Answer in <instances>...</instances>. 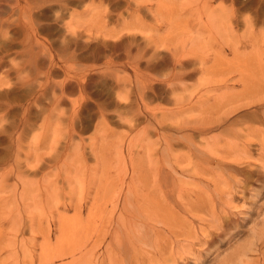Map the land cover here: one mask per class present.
<instances>
[{
	"label": "rangeland",
	"instance_id": "1",
	"mask_svg": "<svg viewBox=\"0 0 264 264\" xmlns=\"http://www.w3.org/2000/svg\"><path fill=\"white\" fill-rule=\"evenodd\" d=\"M204 1L0 0V264H264V0Z\"/></svg>",
	"mask_w": 264,
	"mask_h": 264
},
{
	"label": "bare ground",
	"instance_id": "2",
	"mask_svg": "<svg viewBox=\"0 0 264 264\" xmlns=\"http://www.w3.org/2000/svg\"><path fill=\"white\" fill-rule=\"evenodd\" d=\"M160 1V0H159ZM205 2V5H210V1H204ZM210 2V3H209ZM136 3V11H134V13L132 14V16H139L140 15V12H141V10H143V8H145V7H143L142 5H138V3L137 2H135ZM164 3V2H163ZM212 4V3H211ZM204 5V4H203ZM117 7H120V3H118V6ZM159 7V6H158ZM166 8L168 9V7L166 6ZM162 10V9H161ZM159 11V10H158ZM206 12V11H205ZM209 12V11H208ZM208 12H206L207 14H209V17H210V19L212 20H214L215 19V15L213 14V12H214V10H213V12H211V13H208ZM223 12H224V10H223ZM161 13V12H160ZM159 14V13H158ZM174 14V13H173ZM224 14V13H223ZM226 14V13H225ZM173 17V16H172ZM209 17H207V18H209ZM170 20V19H169ZM209 20V19H208ZM212 20V21H213ZM173 21V20H172ZM172 21H170V22H172ZM208 22H210V21H208ZM216 22V21H215ZM218 22V21H217ZM175 22H173L172 24H174ZM211 23V22H210ZM209 23V24H210ZM219 23V22H218ZM224 23V22H223ZM178 24V23H177ZM208 24V23H207ZM213 24V23H212ZM176 25V24H175ZM222 25V24H221ZM224 25V24H223ZM208 26V25H207ZM220 26V25H219ZM218 26V27H219ZM171 27H173V25L171 26ZM217 27V26H216ZM217 27V28H218ZM179 28H180V26H179ZM220 28V27H219ZM221 30V29H220ZM176 31V30H175ZM174 31V32H175ZM209 32V31H208ZM211 32V31H210ZM202 42V41H201ZM186 48V47H185ZM181 50H182V48H181ZM169 52H171V50L169 51ZM191 53V52H190ZM181 54H182V56H185V55H183L184 54V50H182V52H181ZM187 54V53H186ZM181 56V57H182ZM172 57L174 58V59H176L177 57L178 58H180L179 56H178V54H177V49H174L173 51H172ZM178 58L176 59V61L174 62L175 64H177L178 66H179V64H181L182 63V61L180 62L179 60H178ZM180 60H182V58L180 59ZM183 60H186V59H183ZM174 61V60H173ZM189 62H191V60H189L188 61V63ZM173 63V64H174ZM203 63V62H202ZM158 66H160V65H158ZM157 66V67H158ZM184 66V63H182V69L184 70V71H186L185 70V66ZM177 67V66H176ZM178 68H180V67H178ZM138 71L139 70H137V73H138ZM118 76V75H117ZM173 88V87H172ZM171 89V88H170ZM174 89H175V87H174ZM171 91H173V89H171ZM173 93V92H172ZM258 101V100H257ZM256 101V98L251 102L250 101V103H258ZM249 102V101H248ZM261 102V101H260ZM248 104H246V106H247ZM250 105V104H249ZM262 108H264V102L262 103V104H259ZM240 108V107H239ZM237 109V108H236ZM236 109H235V111H236ZM238 110V109H237ZM167 112V111H166ZM168 113H170V112H168ZM230 113V112H229ZM228 113V114H229ZM165 114V113H164ZM163 114V116H165ZM225 114V116H226V113H224ZM162 116V115H161ZM162 116V117H163ZM168 116V115H167ZM228 116V115H227ZM226 116V117H227ZM166 117V116H165ZM155 119L157 120V122L159 121L158 120V117H155ZM159 119H160V117H159ZM169 119V118H168ZM222 119V118H221ZM221 119H219V120H221ZM225 119H226V121H227V118H223L222 119V122L223 121H225ZM165 122H166V120H164V119H162V120H160L158 123L160 124L159 126L164 130V129H166L167 127H169V126H166V124H165ZM221 122V123H222ZM212 123V122H211ZM218 123H220V121L219 122H217L216 123V126H218L217 124ZM210 126V125H209ZM215 126V127H216ZM213 127H214V125H213ZM210 129H212V127H210ZM210 129H208V128H202V129H200V128H198V133L200 134H204V133H206L207 131H210ZM195 130V129H194ZM214 130V129H213ZM251 130V129H250ZM243 131V130H242ZM262 131V130H261ZM245 132V131H244ZM262 132H264V131H262ZM207 141V140H206ZM171 145V144H170ZM203 145V144H202ZM201 145V146H202ZM206 145V144H205ZM168 146V145H167ZM197 149H199V148H197ZM196 151H198V150H196ZM200 151V150H199ZM223 159V158H222ZM220 163L221 164H223L224 162L223 161H220ZM18 165V164H17ZM228 165V164H227ZM38 166V167H37ZM37 166H34V167H31V170L32 171H34V172H36L37 170H38V168H39V165H37ZM263 168H264V165H263ZM14 169V168H13ZM40 169V168H39ZM205 169V168H204ZM12 170V169H11ZM15 170V169H14ZM16 170H17V168H16ZM19 170V169H18ZM11 172V171H10ZM12 173V172H11ZM11 173H10V175H11ZM13 174V173H12ZM16 176H18V173H17V175ZM221 176V175H220ZM22 181V180H21ZM236 183H237V186H239V183H240V180H236L235 181ZM23 183V186H25L26 185V182L25 181H23L22 182ZM49 182H47V184H48ZM2 185H3V183H2ZM49 187V186H48ZM46 189H50V187L49 188H47L46 187ZM14 190V189H13ZM217 190V189H216ZM16 192V191H15ZM48 192V190L46 191V193ZM49 193V192H48ZM226 193V192H225ZM231 193V192H230ZM229 193V194H230ZM18 193H16V195H17ZM228 194V195H229ZM212 195V194H211ZM231 195V194H230ZM229 195V200L231 199L230 196ZM46 196H47V194H46ZM148 198H150L148 195H147V200H148ZM206 200V199H205ZM209 200V199H208ZM232 200V199H231ZM203 200H201V202H202ZM155 203V202H154ZM158 204H159V202H158ZM158 204H154L155 206L156 205H158ZM198 204H199V202H198ZM197 204V205H198ZM204 204V203H203ZM151 205H152V203H151ZM210 205V204H209ZM203 206V205H202ZM206 207H208V206H206ZM79 208V207H78ZM154 208V207H153ZM66 209V208H65ZM212 209V208H211ZM157 210V209H156ZM136 212V211H135ZM140 212V211H139ZM150 214V213H149ZM155 214H158V213H155ZM124 215V214H123ZM121 216V215H120ZM152 216H154L153 214H152ZM218 217V216H217ZM61 219V217H59V220ZM120 219V218H119ZM122 219V218H121ZM154 219V218H153ZM54 220V219H53ZM149 220H151V218L149 219ZM156 221H157V219H156ZM151 222V221H150ZM112 223V222H111ZM14 222H12V225H11V228H12V230L14 231V235L15 236H17L16 235V232L18 233V230L15 228V226H14ZM55 224V223H54ZM114 224V223H113ZM112 224V225H113ZM264 224V223H263ZM31 227V226H30ZM130 227V226H129ZM33 228V227H32ZM112 228V227H111ZM127 228V227H126ZM216 228V227H215ZM144 229V228H143ZM153 229V228H152ZM217 229V228H216ZM132 231V230H131ZM157 232H159V230L157 231ZM49 233V232H48ZM128 233V232H127ZM160 236V235H159ZM258 234L257 233H255V235H254V239H258ZM263 237V236H262ZM91 239V238H90ZM89 240V239H88ZM97 240H98V238H97ZM97 240H93V244H92V248L90 247V249L88 248V246L86 245H82L81 243L80 244H77V245H79V246H77V245H74L75 247L74 248H72V249H70V250H67V251H63V250H56L55 252H53L52 253V255L50 254H41L40 255V257H39V261L41 262V263H44V264H55V261H59V260H64V259H67V258H69L70 259V261L68 262V264H96V261H95V251H94V246H96L97 245ZM86 241V240H85ZM84 241V242H85ZM92 241V240H91ZM11 242H12V245H10V246H8L9 248H10V251H8V253H9V257H12L13 259H12V264H14V263H17L16 261H15V258H17V253H16V246H15V243L17 242V237L15 238H13V241L11 240ZM88 242V241H87ZM100 242H101V240H100ZM91 243V242H90ZM99 243V242H98ZM71 244V243H70ZM84 244V243H83ZM254 245V242H251V245H250V247L251 248H253L252 246ZM70 246V245H69ZM247 246V245H246ZM249 246V245H248ZM244 247V246H243ZM242 247V248H243ZM96 248V247H95ZM245 249V248H244ZM247 249V248H246ZM254 250V249H253ZM252 251V250H251ZM237 252V251H236ZM238 253V252H237ZM241 254V253H240ZM247 256V255H246ZM238 257V256H237ZM5 260V259H4ZM6 260H7V258H6ZM244 262V261H243ZM0 263H1V260H0ZM235 263V262H234ZM242 263V262H241Z\"/></svg>",
	"mask_w": 264,
	"mask_h": 264
}]
</instances>
